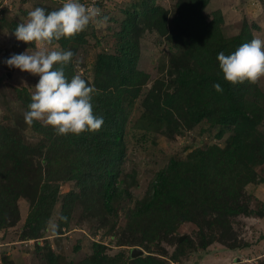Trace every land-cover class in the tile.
<instances>
[{"label": "trees", "instance_id": "obj_1", "mask_svg": "<svg viewBox=\"0 0 264 264\" xmlns=\"http://www.w3.org/2000/svg\"><path fill=\"white\" fill-rule=\"evenodd\" d=\"M175 1L173 10L156 0H141L124 11L120 28L112 35L114 53L97 56L93 82L83 78L98 90L93 111L104 118L99 132L58 136L42 121L27 125L24 115L15 128L0 122V232L19 221L20 199L30 204L26 227L31 239L41 236L62 201L60 230L68 226L78 203L95 211L103 225L112 220V229L122 210L125 237L118 246L141 247L149 254L124 260L123 251L110 257L105 245L94 243L93 254L78 264H167L161 257L168 254L164 245L175 244L176 234L188 224L198 227L201 248L206 249L233 233L232 218L264 216V203L245 192L250 184L264 183V133L259 129L264 122V91L257 83L229 84L217 60L220 52L229 55L254 36L245 24L238 36L225 37L222 12H214L211 19L205 14L212 0ZM94 7L101 8L97 3ZM107 14L101 13L100 19ZM17 25L11 24V30ZM146 32L157 33L173 51L158 78L138 67ZM88 42L85 30L51 46L76 54ZM64 71L69 79L78 75L75 55ZM215 83L222 93L215 91ZM16 92L26 112L32 93L26 87ZM140 98L143 111L135 129L174 138L206 122L220 128L218 139H224L226 131L229 136L224 145L197 148L184 159H172L157 173L144 198L128 207L132 195L123 167L131 110ZM27 128L41 137L38 145L24 142L21 131ZM68 182L77 190L63 195L61 184ZM254 201L260 210L252 207ZM192 244L190 238L182 239L171 258L179 260L178 254ZM154 246L160 253L151 251ZM49 255L50 264H60L53 253Z\"/></svg>", "mask_w": 264, "mask_h": 264}, {"label": "rangeland", "instance_id": "obj_2", "mask_svg": "<svg viewBox=\"0 0 264 264\" xmlns=\"http://www.w3.org/2000/svg\"><path fill=\"white\" fill-rule=\"evenodd\" d=\"M141 0H80L86 6H101V13L108 12L105 24L90 23L86 29L88 44L77 49L75 63L78 75L94 81V70L97 56L101 53H114V31L119 30L124 18L123 12L132 5H140ZM64 0H0V122L8 127H16V121L24 115L25 111L17 99L16 88L26 87L31 93L38 82V77L9 68L4 61L12 54L23 53L34 45L18 42L12 34L11 24L24 23L28 13L36 7L58 9ZM102 2V4H100ZM157 4L167 10H173L175 0H156ZM103 5V6H102ZM221 11L224 16L222 32L225 37L238 36L245 24L248 25L254 38L264 39V0H212L205 10L209 19L213 13ZM49 51L61 50L59 45L48 46ZM173 51L157 34L146 32L140 41L139 69L153 77H160L162 67L168 65ZM153 80L144 88L149 89ZM264 91V78L257 82ZM142 98L135 101L131 110L129 134L127 136V159L124 164L123 178L130 184L132 200L128 207L144 198L151 182L157 173L165 168L172 159H184L190 152L197 148H205L214 144L224 145L225 139H218L219 127L212 128L203 122L193 130L174 138L163 136L159 133H145L135 129L134 125L139 119L143 109ZM264 133V122L259 127ZM24 142L32 146L40 143L41 137L36 135L31 128L21 131ZM73 182L61 184V193L66 195L76 191ZM247 195L264 203V183L250 184L245 188ZM63 201L60 202L53 215L47 221L46 227L41 229L40 237L31 239L29 229L26 227L30 213V204L26 199L18 202L20 218L14 226L0 232V264H50V255L53 253L60 264H78L93 254V244L101 243L107 247L106 253L110 257L123 251L124 260L134 257L133 249L149 253L141 247H120L119 242L125 235L121 230L123 226L122 210L119 211L117 226L112 229V220H105L103 225L96 212L86 209L82 203L75 205L68 226L59 229V218ZM258 202L254 201L252 207L261 209ZM51 223L57 227L52 229ZM233 233L224 236V241L215 240L201 248L199 229L196 225L188 224L176 234L175 244H165L167 264H264V216L245 217L239 216L231 219ZM211 234L209 230L205 232ZM220 235V232H217ZM190 238L192 246H187L183 253L178 254L179 260L171 256L176 253L181 239ZM235 244L234 248L228 245ZM156 246L152 252L160 253ZM134 259V258H133Z\"/></svg>", "mask_w": 264, "mask_h": 264}, {"label": "clouds", "instance_id": "obj_3", "mask_svg": "<svg viewBox=\"0 0 264 264\" xmlns=\"http://www.w3.org/2000/svg\"><path fill=\"white\" fill-rule=\"evenodd\" d=\"M100 17V8L86 6L80 0H64L54 11L34 8L28 13L26 22L16 26L12 32L15 39L35 47L12 54L4 63L39 78L24 113L27 125L42 121L58 136H78L101 130L104 118L93 111V99L98 90L80 75L69 79L65 74L64 69L75 54L71 50H47L54 41L72 38L85 31L90 23H107L108 17ZM217 60L223 78L229 84H256L264 78V39L254 38L229 55L220 52ZM213 88L218 93L223 92L219 83L213 84ZM51 227L55 230L57 225L51 223Z\"/></svg>", "mask_w": 264, "mask_h": 264}, {"label": "water", "instance_id": "obj_4", "mask_svg": "<svg viewBox=\"0 0 264 264\" xmlns=\"http://www.w3.org/2000/svg\"><path fill=\"white\" fill-rule=\"evenodd\" d=\"M133 253H137V255L134 256L133 258H137V257L142 256L144 254V252L142 250L137 249V248L136 249H133Z\"/></svg>", "mask_w": 264, "mask_h": 264}]
</instances>
